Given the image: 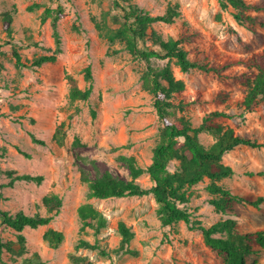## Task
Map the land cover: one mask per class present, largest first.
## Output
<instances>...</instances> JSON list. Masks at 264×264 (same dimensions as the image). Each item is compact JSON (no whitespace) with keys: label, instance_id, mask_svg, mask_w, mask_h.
<instances>
[{"label":"rangeland","instance_id":"rangeland-1","mask_svg":"<svg viewBox=\"0 0 264 264\" xmlns=\"http://www.w3.org/2000/svg\"><path fill=\"white\" fill-rule=\"evenodd\" d=\"M113 1L0 0V210L47 215L42 198L51 194L61 198L62 206L49 224L23 230L27 249L23 256H38L43 264H75L73 257H83L88 264H224L191 224L162 226L151 195L109 199L89 195L87 180L104 171L130 179L122 157H134L139 166L147 167L161 128L154 97L142 79L145 62L133 57L122 42L106 38L107 32L121 25L122 13ZM243 1V12L252 21H237L233 15L237 10L228 3L222 7L220 0H130L152 16L173 5L180 13L173 23L152 24L139 46L157 48L149 37L152 31L164 39L186 37L182 45L189 59L220 69L219 74L198 69L182 72L170 61L174 76L185 86L173 98L183 105L177 114L198 126L205 114L224 112L227 117L215 122L259 145L236 147L222 159L233 174L221 184L242 198L230 210L220 213L209 204L207 180L191 189L185 205L192 221L211 226L231 219L232 232L238 234L264 230V101L246 109L240 81L250 71L249 58L264 47V0ZM57 4L63 8L56 23L61 51L55 62L30 67L35 58L55 52L51 18L42 21V16L45 8ZM7 13L12 15L10 36L2 25ZM14 51L28 67L16 65ZM87 66L90 81L84 77ZM89 85L88 100L69 98L72 86ZM199 139L205 146L215 141L207 131ZM8 171L39 175L43 180L9 185ZM138 182L143 187L152 185L147 174ZM247 197L258 204L246 202ZM83 204L92 205L106 219L99 230L82 228L78 209ZM119 223L133 233L127 249L120 247ZM49 229L63 234L56 248L43 238ZM0 235L4 241H16L7 227L0 226ZM81 239L98 248L76 249ZM20 258L2 255L4 264H18ZM246 260L264 264V249L252 246Z\"/></svg>","mask_w":264,"mask_h":264},{"label":"trees","instance_id":"trees-1","mask_svg":"<svg viewBox=\"0 0 264 264\" xmlns=\"http://www.w3.org/2000/svg\"><path fill=\"white\" fill-rule=\"evenodd\" d=\"M125 2L129 3L121 4ZM113 3L122 13L121 25L107 32L106 38L110 42H122L124 49L133 57L145 62L146 70L142 79L154 97L153 104L161 128L159 141L153 148L151 163L147 167L139 166L134 157H122L128 165L130 179H119L110 171H104L93 179L87 180L90 197L109 199L151 195L157 204V214L162 226H171L180 221L191 224V229L202 233L205 245L221 256L224 264H248L246 256L250 254L252 246L264 249V230L244 234L233 233L235 222L231 219L205 226L200 222L192 221L191 212L185 206L189 202L191 189L207 180L205 189L211 196L209 204L220 213L230 210L233 202L240 201L242 198L221 184L222 180L233 174V169L224 164L222 159L226 153L236 147L259 146L254 140L215 122L218 118L227 117L224 112L211 111L205 114L198 126H194L188 118L177 114L178 110L183 109V105L175 103L173 98L175 94L182 92L185 86L182 80L174 76L170 61L174 60L182 72L198 69L206 73L219 74L220 69L209 66L201 60L189 59L182 45L186 37L164 39L152 31L149 37L157 48L139 46V43L148 37V30L152 24L174 22L175 18L180 15L178 5L168 6L163 14L152 16L130 3V0H114ZM220 3L224 8L228 3L237 10L233 14L237 21L253 20L251 16L244 14L243 10L246 6L243 0H225V2L220 0ZM62 14L63 8L59 4L54 9H44L42 21L51 18L56 49L51 55L35 58L29 65L30 67H40L56 61L57 54L61 51L56 23ZM11 24L12 15L4 14L2 25L8 36L12 33ZM13 55L18 67H28L23 64L20 54L14 51ZM247 66L250 71L242 74L240 81L245 87L242 105L249 109L258 101H264V47L259 53L249 58ZM84 71L85 80L90 81L92 79L90 67L87 66ZM91 92V85L85 89L72 86L69 90V98L86 101ZM92 115L95 116L94 110H92ZM204 131L215 137V141L209 146L203 145L199 139L200 133ZM56 135L60 139L63 137L59 131ZM143 174L149 176L152 182L150 187H143L138 182V178ZM7 175L11 178L9 185L15 181L39 184L43 180L39 175H14L13 171H8ZM245 201L252 205L258 204L248 197ZM42 204L46 208L47 215H28L23 211L10 213L0 210V226L13 230L16 235V241H4L0 235V264H4L2 260L4 252L11 256H21L18 264H43L38 256H23L27 250L23 230L25 228L36 229L49 224L59 212L62 200L58 195L51 194L42 198ZM78 215L82 228L89 227L99 230L106 223L101 212L90 204L81 205ZM118 229L122 235L120 247L127 249L133 233L124 223H119ZM43 238L49 245L56 248L63 241V234L60 231L49 229L44 233ZM79 248L95 249L98 245L81 239L76 245V249ZM72 260L75 264H88L83 257H73Z\"/></svg>","mask_w":264,"mask_h":264}]
</instances>
